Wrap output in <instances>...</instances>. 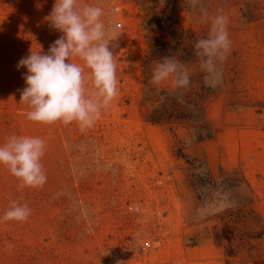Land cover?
<instances>
[{
  "label": "rangeland",
  "instance_id": "obj_1",
  "mask_svg": "<svg viewBox=\"0 0 264 264\" xmlns=\"http://www.w3.org/2000/svg\"><path fill=\"white\" fill-rule=\"evenodd\" d=\"M79 2L123 26L118 95L85 131L31 122L20 103L19 61L61 35L55 0H0V144L41 138L47 177L20 189L0 166V218L30 209L0 219V264H264V0ZM219 15L231 48L208 87L194 45ZM167 56L187 88L150 83Z\"/></svg>",
  "mask_w": 264,
  "mask_h": 264
},
{
  "label": "clouds",
  "instance_id": "obj_2",
  "mask_svg": "<svg viewBox=\"0 0 264 264\" xmlns=\"http://www.w3.org/2000/svg\"><path fill=\"white\" fill-rule=\"evenodd\" d=\"M45 19L61 35L47 53L38 45L19 61L17 68L27 70L20 103L30 109L27 119L31 122H61L64 126L74 122L85 131L95 125L118 95L114 48L118 47L123 26L107 20L101 6L79 0H55ZM227 24L226 16H216L207 37L194 45L208 87L217 86L222 75L218 62H224L230 52ZM169 79L176 89L190 84L188 69L172 56L157 63L150 83L156 86ZM44 153L41 138L12 135L0 144V166L19 181L20 189L39 188L47 180L41 163ZM29 215L27 205L14 203L0 219L24 222Z\"/></svg>",
  "mask_w": 264,
  "mask_h": 264
},
{
  "label": "crops",
  "instance_id": "obj_3",
  "mask_svg": "<svg viewBox=\"0 0 264 264\" xmlns=\"http://www.w3.org/2000/svg\"><path fill=\"white\" fill-rule=\"evenodd\" d=\"M180 24H182V23H180Z\"/></svg>",
  "mask_w": 264,
  "mask_h": 264
}]
</instances>
